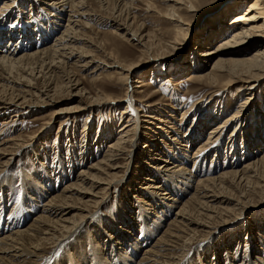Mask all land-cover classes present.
Segmentation results:
<instances>
[{
	"label": "rangeland",
	"instance_id": "rangeland-1",
	"mask_svg": "<svg viewBox=\"0 0 264 264\" xmlns=\"http://www.w3.org/2000/svg\"><path fill=\"white\" fill-rule=\"evenodd\" d=\"M160 1L121 0L118 2L117 0H107L103 3L100 0H86L85 10L92 12V15L96 14V17L93 18V21L84 19L89 22V27L83 28L81 32L92 37L99 43L100 48L88 47L85 50L93 49L94 57L101 60H108L106 53L113 50L115 53L113 60L117 66H107V68H104V65L99 66L100 68L93 74H87V72L84 74L74 65L67 67L68 69L52 68L54 73H52L50 87L51 89L54 85L56 87L53 102L38 104L28 108L25 112L8 110L0 113V140L2 139L0 144L9 142L10 144L3 146H12L16 140L11 141L10 139H16L18 136L22 138V143L26 142L23 148L15 146L11 150L13 154L8 155L10 164L5 173L0 176V225H2V227L0 226V236L12 232L17 227L27 226L40 213V209L45 203L42 201V193L46 196L56 195V192L59 194L62 187L76 181L80 176L79 172L89 170L93 164L101 160V156H104L109 149L108 146L117 141L115 138H118L120 128L125 125L128 119L131 120V124L136 123V126L139 120L151 123L143 125L138 131L136 129L131 133L130 142L123 145L125 151L124 149L121 152L114 151L115 157L118 158L117 164L120 166L117 169L118 177L108 189L106 201L99 208L100 217L98 219V215H94L93 219L92 216H89L86 224L79 228L77 234H70L65 239L66 241L64 240L63 246H59L58 249V246L55 247L54 251L58 252L55 255L53 252L52 255L58 260V264L71 263L67 251L72 252L76 264H81V262H83L82 264H92L91 262L94 264L96 261L93 260V250L101 252V259L103 258L106 264H115L117 255L129 253L130 243L134 244V242L140 243L141 246L140 249L136 248L139 252L138 256H135V261L138 262L141 255L142 257L145 255L147 247H151L152 242H155L157 237L159 238L161 234L159 232L170 224L176 209L172 206L174 204L180 206L182 200H186L191 195L193 186L198 179L215 177L221 172L240 169L264 154V146L255 145L258 139L260 141L264 139L262 126L257 128L254 125L257 116H264V83L258 86L256 94L251 95L246 88H239L238 85L233 89H228L227 85L209 86L202 82L186 80L191 75L195 76L210 67V62L215 58V55L211 56L208 61L199 60L197 67L200 69H196L197 67L192 65L188 66L187 63L192 58H202L198 52L202 47L196 46L198 37L206 38L207 35L216 34L217 28L214 33L208 34V23L223 14L228 8L229 10L235 8L237 0H225L218 2L212 9L200 8L198 12L190 13L191 15L195 14L191 17L188 30L182 32L185 35L179 43H171L176 34L172 24L150 11L146 6L147 2H152L157 9H162L165 5ZM6 4H8L7 8H5ZM46 6L48 5L40 3V0H0V9H2L0 10V15H2L0 16V38L4 37L1 35V30H6L7 34L10 31H17L20 34L27 32L25 35L31 37L30 41L34 45L42 44L41 41L45 37L43 34V38H41L40 27L47 28L48 32L45 34L47 35L50 34L48 29L56 27L57 22L64 24V19H66L65 17L64 19L60 18L56 8L52 7V9ZM233 14L234 12L229 13L226 19L229 20ZM126 17H129L131 29L127 34L124 30L118 29L117 31L116 27L112 26L113 19L124 20ZM13 24L16 26L13 27ZM112 30L117 31L118 37ZM132 31H136L137 35H144L148 44L159 41L166 47L171 45L169 52H165V55L158 54L159 46H157L158 48L156 46L147 48L149 52H145L144 47L132 38ZM229 34L226 33L215 38L203 48H213L221 38ZM54 36V32L48 36L45 40L48 42L47 45L50 44ZM80 44L82 45V43H78L79 46H81ZM150 50L154 51L150 52ZM82 59L88 60L90 57ZM72 60L69 64L73 63ZM134 61L137 66L129 77V85L134 86L133 80L140 77L145 80L146 85L136 88V92H141L133 94V97L132 91L126 89V85L119 83L116 77L120 67ZM97 63L100 61H94L87 71ZM69 70L80 80L79 87L90 93L89 97L99 95V97L108 96L122 98V100L97 104L94 108L92 107L91 111L73 113L76 114L75 118L73 116L70 121L65 118L67 114L63 111L57 112L48 120V116H44L48 112L78 105L82 107L84 103H87L83 100L80 103L78 95L73 94L74 90H70L71 87L63 84ZM35 82L36 87L32 89L40 90L46 85L47 79L40 76ZM229 91L231 94H228ZM236 95L237 97L234 98ZM123 98H129L131 104H128V101ZM126 104L128 114H121ZM239 105H241V111L239 110L238 113L239 122L227 123L228 127L225 126L219 132L220 135L217 134L212 139L214 142L218 139L219 146L213 145L210 149H207L206 146V149L204 147L202 151L195 154L196 148L204 145L210 128L235 114ZM190 108L191 110L187 112ZM194 119L195 127L192 128ZM261 120H264V117ZM47 122L49 124L42 128ZM262 129L264 130V128ZM234 131L237 132V137L234 136ZM258 132L260 133L258 134ZM33 136L34 138H32ZM195 137L196 139H194ZM232 138L234 143H232ZM209 142L212 143L208 141L206 144L210 145ZM231 146L232 148H229ZM255 146L257 147L254 148ZM206 151H208L207 155H205ZM234 152L239 154L238 158ZM248 153L249 155L246 156ZM131 154L132 157L129 158ZM160 158L173 161L174 165H180L179 168H183L181 169L182 173L187 174L184 170H188V173L191 171L193 177L187 182L190 187H184V184H187L185 178L176 177L175 180L166 178L160 170H157L155 167L161 162ZM256 182L258 179L254 178L247 185L246 183L239 184V187L235 183H231L232 195L231 193L229 195L233 197V201L229 203V207L237 204L235 214L213 221L208 224L210 226L209 233L197 234L185 244V248L173 251L175 254H180V251L184 252L180 264H264V183L260 182V185ZM38 185L41 186H39L40 191L36 190ZM148 185L154 186L159 192ZM180 189L185 192L184 195L180 196ZM157 192L159 196H156L158 200H155L154 195ZM151 193L154 195L152 196ZM161 193H165V195L163 196ZM31 205L39 207L26 217L24 223H19L22 216L17 212L24 207L30 211L28 209L32 208H29ZM35 211H37L36 214ZM94 211L91 214H94ZM14 213H16V217ZM152 225L158 229L150 236L146 230L153 229ZM123 230L128 232L127 235ZM107 234L113 238H108ZM183 235L185 234L183 233ZM118 238L121 239L120 243L114 241ZM113 244L117 246L115 252L112 250ZM84 254L88 259L87 262L81 259Z\"/></svg>",
	"mask_w": 264,
	"mask_h": 264
},
{
	"label": "bare ground",
	"instance_id": "bare-ground-1",
	"mask_svg": "<svg viewBox=\"0 0 264 264\" xmlns=\"http://www.w3.org/2000/svg\"><path fill=\"white\" fill-rule=\"evenodd\" d=\"M85 1L86 0H40V3L48 5L46 7H51V8L53 7L54 9L56 8V10H58V14H60V18L61 17H63L62 19H64V17L66 18L64 19L65 20L64 24L57 22V24H55L56 27H52L51 29H48L50 34L52 32L55 33L54 38H52V41L48 45H47L48 42L45 40L48 38V36H50V34L45 35L48 32L47 28L45 29V27L39 26L41 38L43 37L45 38L43 41H41L42 44L39 43L37 45H34L30 41L31 37L29 38V36L25 35L27 34V32L20 34L17 31L15 32L10 31L7 34L5 32L6 30H1L2 31L1 35H4V37L0 38V113L7 112L8 110H19L21 112H25L28 110V108L36 106L38 104H48L53 102L55 100L56 87L55 85L52 89L50 87V85L52 84L51 83L52 73H54V69L52 68L66 69L67 67L74 65L79 69L80 72L84 74H86V72L87 74H93V72H95L100 68L99 66L104 65L105 66L104 68H107V66H117V64H115V61L113 60L115 55L113 50H110L109 52L106 53V56L109 58L108 60L96 59L92 53H93V49L100 48L98 46L99 43H97L89 35L83 34L81 32L83 31L82 30L83 28L89 27L88 25L89 22L85 21L84 19L93 21V18L96 17L95 16L96 14L92 15L93 14L92 12L85 10ZM100 1L105 3L107 0H100ZM117 1L120 2L121 0H117ZM153 1H158V0H153ZM222 1L225 0H161L160 2L165 5L162 9H157V7L153 5L152 2H150L152 4L147 2L146 6L150 11L155 12L160 17L164 18L165 20H167L172 24V27L176 30V34L171 43H179L182 40L183 36L185 35L182 34V32L185 31L186 29L188 30V28L190 27L189 25L191 22V17H193L195 14L194 13L193 15H191L190 13H193L194 11L198 12L200 8L212 9L216 6L218 2H222ZM236 3L237 4L234 5L235 8H232V10H229L228 8L229 11L226 10L223 14L219 15L215 20H212L208 23V30H209L208 34L214 33L217 28L218 30L216 34L207 35L206 38L198 37L199 39L196 42L197 43L196 46L198 48L200 46L202 47L199 48L201 49L200 51L198 50L199 56L202 58L198 59V57H195L194 55L195 58L190 59V61L187 63L188 66L192 65L193 67H197L199 60L202 59L208 61L210 57L213 55H215V58L210 62V67L207 70L203 71L202 73H197L195 74V76L193 74L190 76V78L186 80L190 79L191 82H202L203 84L209 86H214L217 84L227 85L228 87L226 88L228 89H233L238 85L239 88L241 87L246 88L251 93V95H253L254 93L256 94V90L258 86L261 83H264V0H237ZM7 6L8 4H6L5 8H7ZM231 12H234V14L230 17L229 20L226 19L227 18L226 16L229 15V13ZM112 21H113L112 26H115L116 27L115 29L117 31L118 29H122L126 34L131 31L129 25V17L124 18V20L113 19ZM116 30H112V32L118 37ZM226 33L227 34L230 33V34L228 36H225L224 38H221L213 48H203V46L206 45L207 43H211L215 38H218L219 36ZM181 34L182 36L180 37ZM131 35L133 39H136V42L140 44V46L144 47L145 52H149L147 51V48H151L152 46L153 47L159 46L160 52L157 51V53L160 55H165L167 52H169V47H171V45L166 47L164 43H161L159 41H157L154 44L151 43L153 45L148 44L147 43L148 40H145L143 37L144 35L142 34L137 35L136 31H132ZM14 36L16 39L14 38ZM78 43H82L83 46L81 44H80L81 46H79ZM88 47L93 49L85 50V48ZM151 51L154 50H150V52ZM83 57H90V59L85 60L82 59ZM71 59H73L72 60L73 63L69 64ZM96 60H99L100 63H97V65H94L92 69L87 71V68L91 64H93L94 61ZM136 66H137L136 62L134 61L129 63L128 65L120 67V71L116 77L119 83H122V85H126V89H130L132 91V96L133 94H137L141 92V91L136 92L135 91L136 88L137 89L142 88L143 86L146 85L145 80L142 77L133 80L134 86L129 85L128 82L129 77L130 75H132L134 71L133 69ZM198 68L200 69V67H197L196 69ZM66 75L67 76L65 78V83L63 84H65L68 87H71L70 90H74V93L73 92L72 93L78 95V100L80 99V103L82 102V100L86 101L87 103H84L82 107L78 105L75 107L72 106L73 108L67 107L64 109L48 112L44 115V116L46 115L48 116V120L53 117L52 115H55L57 112L60 113V111H63L64 113L67 114L65 118H67L70 121L71 120L70 118H73V116L75 118V115L77 113L84 112L85 110L91 111V109H93L97 104H105V102H109V101L116 102L118 100H122V98H110L108 96L99 97V95L96 97H89L90 93H88L86 89L79 87V84L81 83L80 80L76 78L74 74H71L70 70L67 72ZM40 76L47 79V83L44 87H42L43 89L38 90L37 88V90L36 89L33 90L32 88L36 87L35 81ZM133 88L134 90H132ZM36 91H38V93H36ZM237 91H239V89H237ZM228 94H231V92L229 91ZM236 97L237 95L234 96V98ZM123 100H126L128 101V104H131L129 98H123ZM126 107L127 104L125 105L124 110H122L121 114L127 113ZM240 107L241 105L238 106L235 114H232L230 117L227 118L224 117L226 119L220 121L218 124H215L210 128V132H208V135L205 138L204 145L202 146L200 145L199 147H197L196 148L197 151L195 152V154H197L199 151H202L204 147L206 149V146L207 149L212 148L213 145L219 146L220 143L219 140L217 139V141L214 142V140L212 141L213 137L219 134V132H221V130L225 126L228 127L227 123L229 124L232 121L239 122L240 119H238L239 117L238 113ZM190 110L191 108L188 109L187 112H189ZM257 117L258 118L255 119L256 121L254 120L255 127L257 126V128H259L262 126V128H264V120H261L263 119L264 116H257ZM194 122L195 119L193 120L192 124ZM131 123H132L131 120L128 119L125 125H122L121 127L122 129L120 128V131L118 130L120 133L119 136H117L118 138H115L117 139V141L115 140L116 142H114L112 145L110 144L111 146H108L109 149L107 150L105 155L101 156V160L93 164L89 170L87 171L82 170L81 172H79L80 176L77 179L74 177L76 181L74 182L71 181L72 183H69L64 187H62L61 191H59L60 192L59 194H57L56 191H55L56 195L50 194L49 196H46L45 194L42 193L43 195L42 201L45 202L44 206L42 207L40 206L41 207V209L39 208L40 213L38 212L39 214L37 216L35 215L36 217L33 218L32 221L27 224V226L25 227L22 226V228L17 227V229L13 230L12 232L0 236V264H52L53 262L55 264L59 263V262L57 263L58 260H56L55 257L53 256L58 252L56 250L54 251L55 247L58 246L57 247L58 249L59 246L60 247L63 246L64 240L68 236H70V234H77L79 228H81L82 225L86 224L85 222L87 221L89 216L90 217L92 216L93 219H94V215H98L97 216L98 219L100 217L99 216L100 213L98 212L99 208L101 207L102 203L106 201L107 199L106 194H108L107 191L112 186V183L115 180V178L118 177L117 169L120 166L119 164H117L118 158L115 157L114 151L117 150L121 152V150L124 149L123 145H125V143L130 142L131 133L134 130L136 131V129L138 131L141 128V126L143 125L145 126L146 124H150L151 122H147V121L142 122V120L141 121L139 120L137 126L136 123L135 124L134 123L131 124ZM47 124H49V122L45 123L44 126H42V128H44ZM193 127H195L194 124L192 125V128ZM247 127L250 128L249 125H247ZM262 128L261 130L262 133L264 134V130ZM257 131L259 130L257 129ZM234 132H233L234 136L237 137V132L235 133ZM259 133L260 132H258V134ZM34 136L32 138H34ZM196 137L194 139H196ZM10 140L11 141L16 140L12 146L10 145L3 146L5 144H8L9 142L6 143L4 142L0 144L2 146V147L0 146V176L5 173V171L8 168V165L10 164L8 155H10L11 153L13 154V151L11 150H13L15 146L17 147L19 146V148H23L26 145L25 144L26 142L24 143L21 142L22 138L20 136H18V138L16 139H10ZM10 140H6V141H10ZM208 141H211L212 143L209 142L210 145H207L206 142ZM232 143H234L233 138H232ZM255 145L264 146V139L262 141L258 139V142ZM257 146H255L254 148H256ZM229 148H232V146ZM207 152L208 151L205 152V155H207ZM235 154H236L235 156H237L238 158L239 154L238 153ZM247 155H249V153L246 154V156ZM131 157L132 154L129 156V158ZM248 159L250 158L248 157ZM172 162H170L168 159L162 158L161 162H159L155 168L157 170H160V172L164 176H166V178L168 177L170 179H174L176 177H179L180 179L182 177L183 179L184 178L186 179V183L189 182L193 177L191 171L188 173V170L186 171L184 170V172H186L187 174L182 173L181 169L183 168H179L180 165L179 166L178 164L174 165ZM254 178L258 179V182H256V184H260V182L264 183V154L260 158L248 162L240 169L221 172L215 177H210V178L206 177V179L205 178L198 179L195 185L194 186L192 185L193 192L191 193V195L186 200H182V203L180 202L181 203L180 206L176 204L172 206V208L176 207L175 212L173 214V219L171 220V222H169L170 223L169 225L167 224L168 227L167 226L164 227V230L162 229L163 231L159 232V234L160 233L161 234L160 236L158 234L159 238L157 237L156 241L152 242L153 245L151 244V247H147L148 249L145 248L146 249L145 255L142 257V255L140 254L141 258L138 259V262L135 261V256H138L137 253L139 252L136 248L140 249L141 246L140 243H135L133 241L134 244L130 243V248L128 250L130 252L127 254L117 255L115 264H133V262L134 264H180L184 256V252L180 251L181 252L180 254H178L177 252H176L177 254H175L173 251H176V249L180 250L185 248L184 247L185 244H187L188 241H190L197 234L203 235L204 232L209 233L210 231L208 228L210 226H208V224L213 223V221L221 220L224 217L235 214L234 213L236 209L235 206H237V204L236 205L234 204L232 207H229L230 206L229 203L233 201L232 200L233 197L231 196L232 189H230L231 183H235L237 186L241 183H246L247 185V183H250L251 180ZM39 186L40 185H38V188H36V190L40 189L41 186L40 187ZM185 186L190 187L188 183L186 185L184 184V187ZM148 187L154 188V186H150V185H148ZM154 190H157V188H154ZM158 192L155 195L151 193L152 196L154 195L155 200H158L156 198V196H159ZM184 193L185 192L180 189V193H179L180 196L184 195ZM230 193L231 195H229ZM161 195L164 196L165 193L163 194L161 193ZM31 199L32 201H34L33 198ZM168 199L173 200L171 198ZM39 201L42 202L40 199ZM174 201L175 200H173V202ZM29 203L31 204V202ZM222 204H226V205H222ZM37 207L39 206L31 205L29 207L31 209H28L30 211H27V208L25 209V207L23 208L24 210L23 209L19 210L17 208L19 210V211L16 210L18 211L17 214L22 216V219L20 220L19 223L21 224L24 223L26 217L29 216L30 213H33ZM172 208L170 206V211L172 210ZM92 209L95 210L93 212L94 214H91V212L93 211ZM37 211H35V214ZM14 214L16 217V213ZM0 226L2 227V225ZM153 227H152L153 229L150 228V230H146L147 233L150 234V236L151 234L153 235L156 232V230L159 228L158 226H157L158 228H156L155 226ZM123 231L127 235L128 232L125 230ZM4 232L6 231L4 230ZM183 233L185 235H183ZM108 238L112 239L113 237L108 235ZM119 240L121 239L118 238L114 241L117 243ZM113 245L114 246L112 247V250L115 252V248H117V246H115L116 244ZM93 251H94L93 260L95 259L96 261V263L94 264H106L105 263L106 261L104 262L103 258L101 259V255H100L101 252L99 253L98 251L95 250ZM49 253L51 254L48 255ZM67 253L70 257L71 263L70 262L69 263L76 264L75 259L71 254L72 252L67 251ZM81 257L82 260H85L84 262L88 261L85 254L82 255ZM82 263L83 262H81V264ZM91 263L93 264V262Z\"/></svg>",
	"mask_w": 264,
	"mask_h": 264
},
{
	"label": "snow or ice",
	"instance_id": "snow-or-ice-1",
	"mask_svg": "<svg viewBox=\"0 0 264 264\" xmlns=\"http://www.w3.org/2000/svg\"><path fill=\"white\" fill-rule=\"evenodd\" d=\"M12 26H13V27H15L16 25H15V24H13Z\"/></svg>",
	"mask_w": 264,
	"mask_h": 264
}]
</instances>
